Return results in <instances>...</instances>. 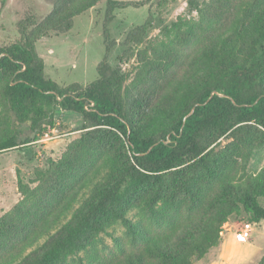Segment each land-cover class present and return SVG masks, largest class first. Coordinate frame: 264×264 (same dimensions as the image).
I'll return each instance as SVG.
<instances>
[{
  "label": "trees",
  "instance_id": "1",
  "mask_svg": "<svg viewBox=\"0 0 264 264\" xmlns=\"http://www.w3.org/2000/svg\"><path fill=\"white\" fill-rule=\"evenodd\" d=\"M101 1L56 0L44 20L27 16L19 23V40L0 47V78L8 76L0 107L13 123L42 135L55 126L57 109L83 121L82 135L61 158L33 171L32 189L18 179L22 199L0 220V249L30 235V246L44 240L12 264H65L117 221L143 234L140 223L126 218L135 202L155 221L185 204L198 211L193 221L165 239H149L142 252L118 264H193L219 245L229 217L244 213L253 225L264 221V168L242 182L227 171L250 144L251 130L260 127L264 139V0H210L197 22L173 23L167 31L177 50L196 45L198 51L186 62L176 49L152 60L145 55L126 87L107 56L86 86L59 85L46 76L35 42L67 33L75 17ZM150 1L106 0V23L115 8ZM152 21L131 29L124 45L141 44ZM107 35L105 30L106 54ZM227 136L232 141L215 152L213 145ZM24 143L0 133V153ZM87 172V180L94 178L89 186H75ZM85 187L88 193L79 199Z\"/></svg>",
  "mask_w": 264,
  "mask_h": 264
},
{
  "label": "rangeland",
  "instance_id": "2",
  "mask_svg": "<svg viewBox=\"0 0 264 264\" xmlns=\"http://www.w3.org/2000/svg\"><path fill=\"white\" fill-rule=\"evenodd\" d=\"M117 2H137L141 0H112ZM210 0H151L149 4L139 7L126 5L115 8L111 19L106 23V0L73 19L70 31L65 34H51L36 40L34 49L45 65V74L59 85L67 86L77 83L82 87L97 78V66L106 57V64L118 68L124 75L123 86L133 83L140 73L141 58L146 55L149 60L156 59L160 53L176 49L174 33H168L173 23L180 19L197 22L199 9ZM56 0H0V47H5L19 40V23L27 16H33L38 22L44 20L53 10ZM231 16V14H229ZM152 23L146 36L138 46L124 45L126 34L135 26H140L148 18ZM107 30L109 50L106 54L104 32ZM185 62L197 51L192 45L185 51L177 50ZM144 53V55H143ZM8 76L0 78V89ZM2 118L0 131L6 137L14 136L19 143L17 148L0 153V220L9 213L22 195L18 189V179L32 189V173L36 168H44L48 161L56 162L67 146L79 139L83 121L77 113L55 112V126L42 135L32 133L27 124L13 123L4 106L0 107ZM262 129L251 130L250 144L234 158V165L227 168L228 176L236 182H242L249 176L258 174L264 168V139ZM231 137H222L214 146L215 152L222 151ZM100 164L98 161L97 165ZM89 172L75 183L79 187L94 180H87ZM97 177L96 179H98ZM215 184L212 191L216 188ZM86 186V187H87ZM83 188L78 198H83L89 188ZM209 192L206 197L211 193ZM138 202V201H137ZM136 203V202H135ZM127 212L126 218L135 225L140 223L143 234L133 231L121 221L110 225L96 241L85 251L67 259L65 264H118L128 254L142 252L150 240L165 239L182 226L193 221L198 211L189 212L185 204L176 213L158 221L149 219V214L135 204ZM264 205V200H261ZM62 219L60 223L64 222ZM244 223L251 225L249 241L246 244L234 243L233 232ZM136 226V225H135ZM139 227V226H138ZM30 235L10 242L5 249H0V264H12L14 261L36 246L44 239L30 246ZM264 255V221L253 225L246 214L231 216L222 226L220 243L193 264H259Z\"/></svg>",
  "mask_w": 264,
  "mask_h": 264
},
{
  "label": "built area",
  "instance_id": "3",
  "mask_svg": "<svg viewBox=\"0 0 264 264\" xmlns=\"http://www.w3.org/2000/svg\"><path fill=\"white\" fill-rule=\"evenodd\" d=\"M250 232H251V225L249 223H244L242 226H240L233 232L232 235L234 241L239 244L248 243Z\"/></svg>",
  "mask_w": 264,
  "mask_h": 264
},
{
  "label": "water",
  "instance_id": "4",
  "mask_svg": "<svg viewBox=\"0 0 264 264\" xmlns=\"http://www.w3.org/2000/svg\"><path fill=\"white\" fill-rule=\"evenodd\" d=\"M193 110H194V109L192 108L189 114H191V113L193 112Z\"/></svg>",
  "mask_w": 264,
  "mask_h": 264
},
{
  "label": "crops",
  "instance_id": "5",
  "mask_svg": "<svg viewBox=\"0 0 264 264\" xmlns=\"http://www.w3.org/2000/svg\"><path fill=\"white\" fill-rule=\"evenodd\" d=\"M235 244H236V242L235 241H233Z\"/></svg>",
  "mask_w": 264,
  "mask_h": 264
}]
</instances>
